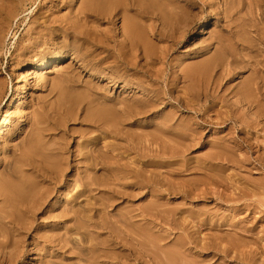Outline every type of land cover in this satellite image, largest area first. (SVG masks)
<instances>
[{"label":"rangeland","instance_id":"374dc122","mask_svg":"<svg viewBox=\"0 0 264 264\" xmlns=\"http://www.w3.org/2000/svg\"><path fill=\"white\" fill-rule=\"evenodd\" d=\"M82 1L65 0L60 5L51 7L50 0H28L20 17L12 22V28L7 37L0 42V130L9 125L12 129L11 134L0 138V264H44V260H54L52 256L56 254V251H53L52 246L55 244L50 239L69 234L70 239L80 242L85 237L83 234L85 229L69 232L67 230L70 227L74 228L78 222L77 218L84 220V218L90 217L93 218V221L100 217L115 219L122 218V215L131 211L138 227L145 225L148 219L160 222L161 217L165 218L162 214L156 215L157 211L166 210L169 212L170 210L168 214H171V211L174 212L176 209L179 213H183L184 211H181L180 208L197 210L209 207V209L217 211V207H214L219 203V200L215 201L211 192L235 191L237 185L243 184L242 175L246 173L256 172L258 178H264V168L257 171L251 162L241 165L235 161L225 165L216 163L212 166L207 159L216 152L211 146L217 136L228 139L232 134H235L232 136L240 141L251 139L254 143L264 142V131L256 134L253 130L255 124L252 118L255 120V117L250 114L249 107L247 105L244 108H240V105V107H233V103L239 100L242 81L250 77L252 69H264L262 66L264 63H260L261 58L264 61V52L261 53L257 49L251 52L247 49L249 45H256L264 49V11L262 12L257 6L256 0H189L188 3L184 0H159L158 3L163 9L160 10L164 16L163 19L155 20L148 14L149 17L141 21L145 29L143 39L145 52L142 61L145 68L144 78L142 76L140 79L142 78L141 80L148 91L139 92L138 89L130 88V85L121 81L117 84V79L116 83H110L109 80L99 81L94 78L93 72L86 70L82 72L78 69V65L72 63L71 59L60 62L54 58L45 66L32 60L20 63L12 60L21 54L19 47L21 48L25 44L32 26L31 20L36 17L38 12L64 17L69 15L72 8L74 11L77 10ZM132 14V12L129 13V15ZM171 15L176 17L164 19ZM200 19H206L209 23L199 27ZM122 23L121 15H117L112 23L101 22L96 29L99 33L111 32L119 35ZM153 28H155L154 32ZM160 32H162V36ZM122 39L121 35L117 36V40L121 41ZM259 53L261 57H259ZM176 65L179 66L176 68ZM72 71L81 72V86H85L87 81H91L90 83L97 86L100 85V91L107 93L110 100L119 103L97 104L106 108L104 110L109 113L111 119L115 118L119 127H127L126 130L130 134V138L135 141L134 144L131 143L133 146L146 145L150 149H158L164 145L173 146L175 144L181 152L179 156L167 155L164 158L152 159L147 157L148 152L141 154L137 150H130L120 154L118 163L123 165L128 163L137 167L142 161L141 165L148 164L149 172H147L150 174V171H154L153 167L157 160L159 164L155 166L159 165L158 171L161 172V176L163 173L165 174H163L165 177H161V179L171 181L172 183H168L177 190L193 188V193L207 192L208 196L204 199L205 202L202 204L193 203L192 199H184L180 194L166 195L164 199L154 201L151 194H146L142 198L139 196L136 199L125 201L116 198L113 200V205L108 203V199H110L108 191L113 184L108 179L107 173L102 170L97 173L89 171L91 172L89 173L84 168L75 167V162L83 159L86 147L92 146L89 142L91 137L100 135L106 137L101 131L90 127L86 122L87 116L97 108V106L90 105L89 100L92 94L85 87L78 86L69 90L65 88L81 101L77 111L66 112V114L59 111L57 106L58 93L51 91L53 84L58 82L62 75H73ZM138 79L136 78V81ZM150 90H155L157 94H149ZM106 106H111V108ZM208 108L211 110H207ZM240 109L242 113H240ZM252 109V111H256L255 108L252 107ZM223 114L224 117H222ZM198 117L199 119H197ZM233 118L238 121L235 123ZM38 119L39 122H37ZM215 121H218V124ZM175 123L179 126L176 127ZM140 136L142 139H137ZM171 142L173 144H170ZM104 143L105 145H117L118 141L114 137H106L102 140L103 146H105ZM182 146L189 148L186 151H180ZM232 152L235 158H243L247 155L246 149ZM148 154L150 155V153ZM255 156L256 154L253 153L251 159L253 160ZM148 159L150 160L148 161ZM166 160L170 161V164L179 160L178 168L185 170L190 167V169L181 175L170 174L172 171L164 164ZM69 165L71 167H68ZM204 168L214 170L222 177L224 176L223 178L227 176L233 181L231 187L228 188L225 182L219 181H216L212 186L208 183L209 179L200 183L199 179L205 173L202 171ZM251 169L253 171L250 172ZM124 170L117 167L112 169L114 175L119 176L124 174ZM241 173L243 174L241 175ZM86 175L96 178L95 186H89V191H84L86 186L83 179L87 178ZM128 177L130 180L125 181H132V174ZM236 180L239 182H234ZM217 183L219 184L217 185ZM235 186L237 187L235 188ZM244 186L243 184L239 187ZM161 187L163 189L167 185ZM198 189L199 191H197ZM254 198L255 201L244 202L236 199L229 204L224 203V207L218 210L220 217H224L226 214L231 215V213L239 218L248 216L249 220L253 221L252 219H254L257 230L261 228L264 230V220H262L264 219V195L259 194ZM262 198L263 201H261ZM102 202L107 203L104 210L101 207ZM162 202L168 203V206L159 207ZM244 204H251L250 208L247 209ZM98 206L101 207L100 217L96 216ZM212 206L213 208H211ZM69 208L70 211H68ZM151 208L154 209L153 212H150ZM241 208L240 214L233 212V209ZM144 209L145 215L142 211ZM117 211L121 214H118ZM151 213L156 217L151 218ZM179 213L176 216H179ZM178 216L177 218H179ZM63 219L67 229L62 224ZM259 219L261 222L258 221ZM79 220L80 223L83 222L82 219ZM90 227L92 228V226ZM147 227H152V225ZM91 228L90 230H95ZM158 228L155 227L154 231L157 232ZM165 231L164 229L159 234L166 235ZM205 231L208 230L201 229L202 237H208V232ZM144 233L142 231V234ZM175 233H172L171 237L176 236ZM99 237L105 239L108 234L102 231ZM30 247L34 249L32 256L27 255Z\"/></svg>","mask_w":264,"mask_h":264},{"label":"bare ground","instance_id":"6f19581e","mask_svg":"<svg viewBox=\"0 0 264 264\" xmlns=\"http://www.w3.org/2000/svg\"><path fill=\"white\" fill-rule=\"evenodd\" d=\"M64 1L65 0H50V4L51 7H55L60 5ZM158 1L159 0H83L80 4V7L77 10L74 11V9L72 8L70 10L69 15L64 17H61L59 15H54L52 13L45 14L38 12L36 17H34V19L31 20L32 26L29 29V34L27 35L25 44H23L21 48L19 47V49H21V54L16 58H12V60L17 61L18 63L32 60L37 62V64L41 66H45L54 58H57V60H59L60 62L65 61L67 59H71L72 63L78 65V69H80L82 72L85 70L88 72H93L94 78L98 79L99 81L109 80L110 83L117 82V84L118 82L121 81L126 85H130V88L138 89L139 92L146 91L147 89L145 88L144 82L141 80L142 78H144L143 74L145 68L144 64H142L144 52H145L144 44H143L145 29L141 24V21L144 18H148L149 17L148 14H150V16L155 20L163 19L164 16L162 14V11H160L163 9H161L162 7L159 5ZM184 1L188 3L189 0H184ZM27 2L28 0H0V42H2L7 37L9 31L12 28L11 26L12 22L20 17L21 13L23 12L22 10L27 4ZM179 3L181 2L179 1ZM256 4L263 12L264 0H256ZM165 5L168 6V4ZM131 12L133 14L129 15V13ZM117 15H121V19L123 22L119 30V35L117 33L113 34L111 32L109 33L98 32V30L96 29L97 26H99L98 24L104 21L108 23H112ZM175 17L174 15H171L164 19H169V18L173 19ZM200 21L201 24L199 25V27H203L209 23V21L206 19H200ZM154 29L155 28H153V32ZM161 33L162 32H160V34ZM120 35L123 38L121 41L117 40V36ZM117 46L119 47L117 48ZM247 49H249L251 52L256 51V49L261 53L264 52L263 48L257 47L256 45H252V46L249 45L247 46ZM260 55L261 54L259 53V57H261ZM250 56L252 55L250 54ZM256 58L259 59L258 57ZM260 61H261L260 63H264V61H262V58L260 59ZM178 66L179 65H176V68ZM262 66L264 67V65ZM72 73L73 75H68V76L62 75L63 77L61 76V79L52 86L51 91L53 93L54 92L58 93L57 106L59 108V111H63L65 113L66 112L73 113L74 111H77L80 108L81 101L75 98L73 94H71V92L67 90L76 88L78 86L85 87L87 91H89L92 94L90 95L91 99L89 100L90 105L97 106V108L91 111L89 116H87L86 122L89 123L90 127H93L101 131V133H103L106 137H110V138L114 137L118 141L117 145H113V144L105 145L104 143L105 146H103L102 140L105 139L106 137H102L101 135L93 136L89 139V142H91L92 146L91 145H90L91 147L87 146L83 159L78 158L79 160L75 162L76 168L77 167L79 169L84 168L86 171L88 172L92 171L94 173H97L100 170H102L103 172L107 173L108 179L113 184L111 185V188L108 191V193L110 194L109 195L110 199H108V203H111L113 205L114 204L113 200H115L116 198L125 201V200H131L133 198L136 199V197L139 196H141L142 198L143 195L146 194H151L152 198H154V201H160L161 199H164L166 195L180 194L181 197H183L184 199L187 198H190V200L192 199L193 203L196 202L202 204L205 202L204 199L206 198V196H208L207 192L203 191L201 193H193L194 192L193 188L190 190L188 188H186L187 190L181 188L180 190H177L174 189L175 187L174 188L171 187L170 185V183H172L171 181H168L167 179H161V177L164 178L165 176L163 177L164 173L161 176V172L158 171L159 165L155 166L156 164H159L157 163V160L155 161L156 164L154 163L155 164L153 167L154 171H150V174L148 173L149 170L147 169L148 164L146 165L144 163L141 165L140 163L142 161L139 162V165L137 167H133L132 164H128V163H127L128 165L127 164L123 165L122 163L121 164L118 163L120 161V154H123V152L130 150L131 151L137 150L138 153L141 154H143L144 152H148L150 153V155L147 153L146 154L147 157H150L152 159L162 158V157L164 158V156L167 155H170L171 157L177 155L179 156L181 155V152H179V149H177L175 144L173 146L164 145L162 147H159L158 149H154V148L150 149L149 147H146V145H143L142 147H139L141 145L133 146L131 143L133 142L134 144L135 141H133L130 138V134H128L126 130L127 127L126 128L119 127L120 125H117V123L115 122V118L111 119L109 113L106 110H104L106 108H103L102 106H98L97 104V103H102L108 105L111 103L113 104H119V103L110 100L109 99L110 97L107 95V93H105L104 91H100L101 90L100 85L97 86L96 84L90 83L91 81L90 82L87 81L85 86H81L80 85V82H82L80 81L81 72L72 71ZM140 77L142 78L140 79ZM136 78L139 79L136 81ZM116 79L117 81L115 82ZM240 87L241 88L239 93V100L236 103H233V107L241 106L240 108H244L245 105L249 107L250 114L253 117H255V120L254 118H252V121L255 124L253 130L255 131L256 134H259L260 132L264 131V69L263 68L252 69V74L248 79L242 81ZM65 88L67 90H65ZM149 94L154 95L157 93L155 90H150ZM106 107L111 108V106H106ZM252 107L255 108L256 111H252L253 110ZM220 109L222 111V108ZM207 110H211V109L208 108ZM240 113H242L241 109H240ZM224 114L222 117H224ZM197 119H199V117ZM236 119H234L235 123L238 121ZM39 121L40 120L38 119L37 122ZM174 122L176 121L174 120ZM176 125H177L176 127L179 126L178 124ZM9 126L0 130V138L1 136L11 134L12 129ZM245 130L244 132H246ZM186 131L191 132L190 130H186ZM232 135L228 139L219 136H217L214 139L211 147L215 149L216 152L212 153L210 157H207L209 164H211L212 166H214V164L216 163L225 165L228 163H234L236 161L241 165H244L245 162H251L254 165L253 167L254 169H256L257 171L263 170L264 142L254 143L251 141V139H245L243 141H240L239 139H237L235 136ZM196 137H200V136H196ZM137 139H142V137L140 136ZM170 144L173 143L171 142ZM178 144L180 143L178 142ZM188 148H189L188 146H182V149L180 151L183 150L186 151V149ZM241 149H246L247 155H245L243 158L240 157L235 158V156L232 155L233 154L232 151H237ZM253 150H255V152H253ZM230 153L231 155H229ZM253 153L256 154V156L252 160L251 157L253 156ZM149 160L150 159H148V161ZM127 161L129 162V160ZM164 164L165 166L169 167L168 168L169 170L172 171V172L170 171L171 172L170 174L175 173L177 175L179 174L181 175L184 171L190 169V167L186 168L185 170L178 168L179 160L173 161V163L171 162V164L170 161L166 160ZM68 167H71V165H69ZM114 167H117L122 170L125 169L124 174L122 176H119L117 174L114 175L112 171ZM246 168H248V166H246ZM252 169L250 170V172L253 171ZM202 171H204L205 173L199 179L200 183L204 182L205 180L207 181L209 179L208 183H210V185L216 183V181H219V182H225L228 188L231 187L233 181H231V179H229L227 176L226 178H223L224 176L222 177L221 175H219V173H216L214 172V170L208 168H204L202 169ZM131 174L133 178L132 181L126 182L125 180H130L128 176ZM242 174L243 173H241V175ZM257 174L258 173L253 172L242 175L243 184L245 186L239 187L243 184L237 185L238 187L235 186V188L237 187L238 190L237 188L235 189V191L229 190L230 192L228 193L224 191H223L224 193H222L221 190L220 193L219 191L218 193H216V192H211L213 191L211 190L210 194L212 198L215 199V201L219 200V203L216 204L214 207V208L217 207V211H215V209L214 210L209 209L210 207L208 209L199 208L197 210H191V209L184 210V208H180L181 211H184L183 213L182 212L179 213L177 211L178 209H176L174 212L171 211V214H168L170 210L169 212H167L166 210L160 212L157 211L156 215L162 214L163 216H165V218L161 217L160 222H156L155 219L152 220L148 219L146 220L147 223L145 225H141L138 227L136 226V220H134L135 216L131 215V211L128 214L122 215L121 216L122 218H115V219L104 218V217L101 218L99 211L101 210V207L104 210V206H106L107 204L106 203L107 201L102 202L101 207L98 206L99 209L96 208L97 209L96 216L100 218H97L94 221L93 218L90 217L89 218L86 217L84 218V220L83 218H77L78 222H76L74 228L72 227L68 228L65 225L66 222L64 221V219L62 220V224H64V227L66 229L68 228L67 229L68 232L71 230L85 229V231L83 232L85 237L82 240H80V242H77L74 239H70L71 237L68 236L69 234H66L68 237L65 235H60L54 237L53 239H50L51 242H54L55 244L54 246H52V249L53 251H56V254L52 256L54 260L51 261L44 260V264H227V263L264 264V230H261L262 228L260 230H257V227L255 226L254 223V219H252L253 221H251L248 219L249 218L248 216L239 218L238 216H233L232 215L233 213L229 212L231 213V215H227L225 213L226 215L224 217L223 216L220 217V213L218 211L220 208L224 207V203L229 204L230 202L236 199L243 200L244 202L250 200L255 201L254 200L255 196L259 194L264 195V178H258ZM95 179L96 178L90 175H88L86 179H83L85 180L84 184L86 186L85 187L86 189H84V191H89L88 187L89 186L92 187V185L96 183ZM123 181L125 182L120 183ZM234 182H239V181L236 180ZM241 182L242 181L240 179V183ZM218 184L219 183H217V185ZM163 185L164 186L167 185V187L166 188L164 187L165 189L164 188L162 189L161 186ZM197 191H199V189ZM261 201H263V198ZM244 205L246 206L247 209H249L250 208L249 206L251 204L250 205L244 204ZM164 206H168V203L162 202V204H159V207L165 208ZM211 208H213V206ZM152 210L154 209L151 208L150 212ZM68 211H70V208ZM142 211L144 214L145 209ZM241 211L242 208L233 209V212L235 214ZM177 213H179V216L177 215L179 218H177L176 216ZM118 214L121 213L118 212ZM150 215L152 216L151 218L155 216V214L152 213ZM79 219H82L83 222L80 223ZM260 220L261 219H259L258 221ZM151 225L152 227H147ZM90 226H92V228H94L95 230L92 231L93 229ZM155 227L157 228L159 227L157 232L154 231ZM90 228L92 230H90ZM202 228H206V230H208L207 231L208 237H202L201 234ZM164 229L166 230L165 232H167V234L160 235L159 232H162V230ZM102 231H104L105 234H108L107 238L101 239L99 237L101 236ZM142 231H144L145 233L142 234ZM174 232H176L175 233L176 236L171 237V234ZM33 250L34 249L30 247L27 255L28 256H32V254L34 255ZM57 254L60 255L58 256Z\"/></svg>","mask_w":264,"mask_h":264}]
</instances>
